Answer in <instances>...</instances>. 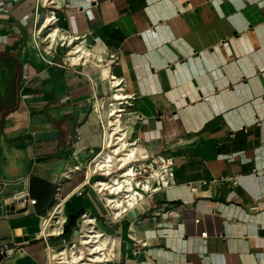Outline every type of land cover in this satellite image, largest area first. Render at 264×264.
Segmentation results:
<instances>
[{"label":"crops","instance_id":"obj_1","mask_svg":"<svg viewBox=\"0 0 264 264\" xmlns=\"http://www.w3.org/2000/svg\"><path fill=\"white\" fill-rule=\"evenodd\" d=\"M0 69V202L36 200L0 216L1 264H48L82 213L115 252L104 264H264V0H0ZM113 105L112 143L174 163L153 205L116 221L86 165Z\"/></svg>","mask_w":264,"mask_h":264},{"label":"built area","instance_id":"obj_2","mask_svg":"<svg viewBox=\"0 0 264 264\" xmlns=\"http://www.w3.org/2000/svg\"><path fill=\"white\" fill-rule=\"evenodd\" d=\"M71 59H74L75 53H78L77 50H73L74 53H69ZM86 60L85 55L79 56L78 61L83 62ZM26 75H23L26 78ZM104 98L101 99L98 109L100 110ZM122 104V103H120ZM111 105V103L109 104ZM123 108L117 109L116 116H113L110 112L108 113V117L117 120L118 114L121 113ZM105 123L101 124L102 128H105ZM123 138V136L121 135ZM119 139V138H118ZM104 149V147H103ZM97 156V155H96ZM96 156L89 162L87 169L90 170L92 175H96L99 178L96 179L93 183L97 193L101 194L100 198L103 202V207L106 210V213L109 215L110 221L120 220L124 217H127L128 213L137 208L141 203L148 202L152 199L153 195L162 189L169 187L173 182V173H174V163L172 158L166 157H153L149 155H137L130 160L129 165L131 169L134 170L132 177L136 180V185L134 186L133 194L128 196L127 194H122L123 191H118V187L114 189V192L108 190L106 186L101 185L99 188L97 187V183L101 180H109L112 176L116 175L118 172L115 168L111 169L108 173H104L100 169H90V165H92ZM112 167V166H111ZM103 195H107L110 199H105ZM62 198L58 199L53 206L51 207L50 212L53 213V220L56 225H60L61 231L57 235H61L63 232V226L65 224V220L63 219L61 222L59 220V216H61V207H62ZM9 205H14L16 207H24L27 204V212L29 211V207L33 206L36 203L35 199L30 198L29 193L27 191H22V193L14 195L13 197L6 200ZM118 215H116V212ZM115 212V213H114ZM80 219L84 221L86 218V214L82 213L79 215ZM92 221L90 224V229L84 228L80 230H76L74 235L63 243L60 247L56 249H51L50 259L48 264H68L64 257L68 258L72 264H104V263H113L115 260V252L112 248L107 249L101 248V250H96V253H92L94 251V244L98 242L99 238H103L102 234H96L97 231L94 225V219L89 218ZM60 222V223H59ZM87 234L93 237H84ZM96 236V237H95ZM202 237H206V233L201 234ZM87 239V240H85ZM85 240V241H84ZM92 240L94 242H89L88 244L84 242H88ZM84 241V242H83ZM111 245L114 244L111 242ZM47 247L48 245L45 244ZM56 253V258L52 259V253ZM66 253V256L64 255ZM12 253V249L7 246L0 247V264L3 259L9 257ZM64 253V254H62ZM75 256L76 259L73 260L72 257ZM96 256H101L99 260L96 259ZM65 262V263H62Z\"/></svg>","mask_w":264,"mask_h":264},{"label":"bare ground","instance_id":"obj_3","mask_svg":"<svg viewBox=\"0 0 264 264\" xmlns=\"http://www.w3.org/2000/svg\"><path fill=\"white\" fill-rule=\"evenodd\" d=\"M116 106H112L110 107V113L113 114V116L116 114ZM119 118L117 120H109L108 125L111 127L108 131L105 132L104 134V138H105V143L106 145L110 144L112 142V139L114 138L116 140V137H120V134H117L120 131V125H119ZM114 146H110V148H108L109 150H103L100 153L97 154L94 162L92 163V165L90 166V169H100L102 170L104 173H108L111 169L115 168L117 169H123L122 172L116 176H113V178H111L110 180H101L100 182H98L96 185L99 188L101 185H103L104 187L106 186V188H108V190L114 192V189H116V187H118V191H123L122 194H127L128 196H131L133 194V188L136 185V180L133 179L132 175L134 170L131 169L129 162L130 160H132L133 157H135V154L133 152V150H126L125 146H124V142L120 141L119 143H117L116 141L113 142ZM112 166V167H111ZM105 199H110V197H105ZM116 212V211H115ZM117 215V212H116ZM53 213L51 212V214L45 219L44 224L46 226L53 227L50 228L52 233H57L59 231L58 228L54 227L56 224L51 222V220H53ZM61 216H59V220L60 222L62 221V219L60 218ZM59 222V223H60ZM82 225L81 227L90 229V224L92 223L91 220H89V218H86L84 221H82ZM57 227H60V225H58ZM61 231V230H60ZM91 232H96V234H98L99 236V232L98 231H91ZM86 238L88 237H93L90 236V234H87L86 236H84ZM96 237V236H95ZM100 237V236H99ZM87 240V239H85ZM84 240V241H85ZM108 238L105 237V239L99 238L98 242H96L94 244V251L92 252L93 254L96 253V250H101V248H106L107 247V243H108ZM83 241V242H84ZM89 242H94L92 240H89L88 242H84L85 244L89 243ZM65 253V252H64ZM62 253V254H64ZM66 256V253L64 254ZM101 256H96V259L99 260ZM56 258V253H52V259ZM65 261L68 264H72L71 261L64 257ZM73 260L76 259L75 256L72 257ZM65 263V262H62Z\"/></svg>","mask_w":264,"mask_h":264},{"label":"water","instance_id":"obj_4","mask_svg":"<svg viewBox=\"0 0 264 264\" xmlns=\"http://www.w3.org/2000/svg\"><path fill=\"white\" fill-rule=\"evenodd\" d=\"M26 74V69L23 71V75ZM153 201H156V198H154ZM153 201L149 200L148 202H143L141 203L137 208H135L133 211H131L130 213H128L129 217H135L138 214H141L143 212H145L146 210H148L150 208V206L153 205ZM27 212V204L20 208L19 206L16 207L14 205H9L6 201L4 202H0V216L1 215H14V214H23ZM22 232H24L25 235L20 236L21 231L16 230L13 232L14 235V241L16 243L18 242H22V241H27L30 239H34L36 236H38L37 234H26V230H23Z\"/></svg>","mask_w":264,"mask_h":264},{"label":"rangeland","instance_id":"obj_5","mask_svg":"<svg viewBox=\"0 0 264 264\" xmlns=\"http://www.w3.org/2000/svg\"><path fill=\"white\" fill-rule=\"evenodd\" d=\"M2 71L0 69V99L2 98V96H4L6 94L5 90H6V87H5V84H4V77L2 76ZM113 118H109L106 120V123H105V130L104 131H108L111 127L108 126V122L109 120H112ZM105 134V132H104ZM110 146H113V143L111 142L110 144L106 145V143L104 144V149L103 150H109L108 148H110ZM102 150V151H103ZM94 162V161H93ZM87 166L89 165V163L86 164ZM91 166V165H90ZM54 220H51V222L53 223ZM55 226H58V225H55Z\"/></svg>","mask_w":264,"mask_h":264},{"label":"trees","instance_id":"obj_6","mask_svg":"<svg viewBox=\"0 0 264 264\" xmlns=\"http://www.w3.org/2000/svg\"><path fill=\"white\" fill-rule=\"evenodd\" d=\"M8 109L7 108H5V103H4V101L2 102V109H1V111L4 113V112H6Z\"/></svg>","mask_w":264,"mask_h":264}]
</instances>
